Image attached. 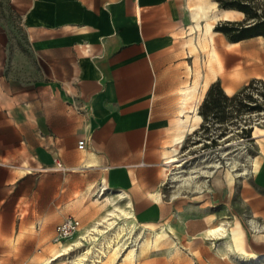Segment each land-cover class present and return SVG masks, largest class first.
I'll return each instance as SVG.
<instances>
[{
	"label": "crops",
	"instance_id": "obj_1",
	"mask_svg": "<svg viewBox=\"0 0 264 264\" xmlns=\"http://www.w3.org/2000/svg\"><path fill=\"white\" fill-rule=\"evenodd\" d=\"M195 1L0 0L1 253L13 251L20 222L53 228L90 189L88 198L98 193L122 199L136 222H159L171 212L163 161L168 127L179 119L178 95L190 88L183 86L182 46L190 29L197 30L195 22L203 30L225 20L202 17L220 9L216 1ZM7 5L11 13L33 11L39 25L60 26L69 35L72 67L57 75L72 82L36 86L20 80L33 67L4 20ZM212 28L207 40L217 62L216 73L207 75L214 77L211 83L219 79L229 95L264 78L261 37L215 48L220 32ZM262 144L250 183L242 185L238 214L243 206L264 211V138Z\"/></svg>",
	"mask_w": 264,
	"mask_h": 264
},
{
	"label": "rangeland",
	"instance_id": "obj_2",
	"mask_svg": "<svg viewBox=\"0 0 264 264\" xmlns=\"http://www.w3.org/2000/svg\"><path fill=\"white\" fill-rule=\"evenodd\" d=\"M199 1H195V6ZM217 6L216 2L215 7L219 8ZM5 10L4 20L13 26L12 36L18 38L19 54L28 57L29 69L30 64L33 67V74L28 78L20 77V80L34 82L36 86L49 81L72 82L73 77L57 75L62 69L68 71L72 67L69 62L70 47L66 41L69 35L60 26L45 29L39 25L42 23L33 11L27 12L19 7L18 11L11 13L9 5L5 6ZM242 18L243 15L230 13L227 20ZM217 23L214 22V26ZM194 29L197 30L190 29V35L182 46L187 60L183 86H190L187 88L190 91L178 95V116L183 108L185 115L192 116L191 123L197 124V129L188 133L181 143H175L179 126L177 115L168 127L169 141L164 148L163 162H166L167 155L174 156L176 162L164 164L163 190L170 202L171 212L159 222L146 224L137 220V227L123 243L120 242V246H115V250H109L105 256L100 254L101 260L96 264H251L252 255H264V211L252 212L243 206L242 213L238 214L236 209V203L240 204L242 185L250 183L255 172L254 163L263 148L264 105L260 112L240 114L236 111L235 102H227L224 115H218V118H223L222 121L210 116L203 123L202 116L201 122L194 117L195 111L199 113V106L214 79H208L207 75L216 73L212 66L216 59L210 55L212 49L209 51L207 40L209 34L196 23ZM214 39L215 48L220 42L228 41L222 33L216 34ZM255 41L261 42L259 39ZM188 66L191 67L190 72ZM216 81L226 86L219 79ZM206 84L207 89L204 90ZM253 87L264 90L260 83ZM250 93L257 98L258 104L263 103L255 90ZM182 98L185 100L183 103ZM245 101L253 103V100ZM187 177L192 178L183 180ZM111 201L117 199L107 194L99 197L98 193L91 198L85 196L81 199L83 203L74 206V211L67 216L81 221L79 231L90 228L101 220ZM221 224L227 233L224 236L210 235L209 230ZM54 227L47 228L43 222L35 226L20 222L19 236L12 242L16 246L12 252H0V264H45L48 259L51 262L60 243L70 239L55 242ZM237 227L242 231L241 238L231 240L229 232ZM86 246L75 249L67 257L73 258ZM57 262L52 264H64Z\"/></svg>",
	"mask_w": 264,
	"mask_h": 264
},
{
	"label": "bare ground",
	"instance_id": "obj_3",
	"mask_svg": "<svg viewBox=\"0 0 264 264\" xmlns=\"http://www.w3.org/2000/svg\"><path fill=\"white\" fill-rule=\"evenodd\" d=\"M230 12L231 14L232 12H234V13L243 15L241 12H238L235 10L229 11L225 9H219L216 11L210 10V14L208 13L209 15L205 13L203 14L202 17H204L205 20L210 19L213 21L217 20L219 17H222L223 19L227 20L228 18H230ZM205 25H206L205 32L206 33L211 32V28L213 27L212 23L209 24L208 22ZM210 55L212 58L216 59V55L213 49L211 50ZM216 62H217V59H216ZM180 94L185 95L186 93L184 90H181ZM184 101L182 98V103ZM193 115L198 121H201L202 118L199 114L196 113V111L194 112ZM179 117H180L179 126L177 130V134L175 135V138H174L175 143H181L188 133H192L196 131L197 129V124L191 123L192 116L185 115L183 108H181L179 111ZM165 159H166V162H164V164L165 163L172 164L176 162V158L172 155H167ZM189 178L191 179L192 177L183 178V180L189 181ZM91 193L93 192L90 189L87 191L86 194L88 196ZM136 227H137V223L135 221V218L132 212L129 209H127L125 206H123L122 199H118L117 201H111L110 208L104 212L100 221L95 222L94 225L90 228H83L80 231L78 230V232L75 233V236L73 237L71 236L67 242L60 243V248L58 249L55 256L51 259V262L49 261L50 262L49 263L48 262L49 259H48L46 263L48 262V264H52V263H56V261H59L57 263L85 264L84 262L88 261L87 264H96L97 262L101 260L99 259V257H101L102 255L105 256L106 253L109 252V250L114 249L115 246L116 247L120 246L123 243V240L128 236V234H131V232H133ZM209 233L210 235H213V236L214 235L224 236L227 233V229L221 224L213 229H210ZM229 235H230L231 240L238 241L241 238L242 231L239 227H237L232 232H229ZM84 243L87 245L84 250L76 252L73 255V258L67 257V255L70 252H74L75 249L77 250V248L85 246ZM101 247H103V250H101ZM93 249L95 250L96 253L93 251ZM263 261H264V255H252L251 263L259 264Z\"/></svg>",
	"mask_w": 264,
	"mask_h": 264
},
{
	"label": "trees",
	"instance_id": "obj_4",
	"mask_svg": "<svg viewBox=\"0 0 264 264\" xmlns=\"http://www.w3.org/2000/svg\"><path fill=\"white\" fill-rule=\"evenodd\" d=\"M216 2L220 9L241 12L243 18L219 22L214 26L215 32L222 33L231 43L253 37H261L264 43V0H216ZM256 83L264 86V80L252 79L231 96L224 92L219 81L211 83L199 106L198 114L203 117V123L207 122L210 116L222 121L223 118H218V115H224L227 102H235L236 111L241 112L240 114L260 112L264 105V90L254 88ZM252 90H255V94L263 100V103H257V98H253V93H250ZM245 99L253 100V103H248ZM242 129L246 131L245 128Z\"/></svg>",
	"mask_w": 264,
	"mask_h": 264
},
{
	"label": "built area",
	"instance_id": "obj_5",
	"mask_svg": "<svg viewBox=\"0 0 264 264\" xmlns=\"http://www.w3.org/2000/svg\"><path fill=\"white\" fill-rule=\"evenodd\" d=\"M83 146H84V140L80 139L78 141V148L82 149ZM57 165H60V163L57 162ZM80 227H81V222L79 219L73 216H67L55 226L54 229L55 242H61L70 238L80 229Z\"/></svg>",
	"mask_w": 264,
	"mask_h": 264
}]
</instances>
